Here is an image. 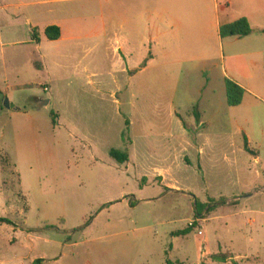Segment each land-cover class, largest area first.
Wrapping results in <instances>:
<instances>
[{"label":"rangeland","instance_id":"rangeland-1","mask_svg":"<svg viewBox=\"0 0 264 264\" xmlns=\"http://www.w3.org/2000/svg\"><path fill=\"white\" fill-rule=\"evenodd\" d=\"M106 2L62 8L78 16V79L35 68L21 19L0 45V264H264V71L235 80L247 93L229 107L227 77L181 66L168 32L154 46L146 31L127 64L106 45ZM50 76L59 101L39 108Z\"/></svg>","mask_w":264,"mask_h":264},{"label":"crops","instance_id":"crops-1","mask_svg":"<svg viewBox=\"0 0 264 264\" xmlns=\"http://www.w3.org/2000/svg\"><path fill=\"white\" fill-rule=\"evenodd\" d=\"M73 1L37 0L32 4L38 3L40 7L30 12L13 9L10 4L0 0V45H5L8 35H17L20 19L30 27L31 34L36 30V25L46 23L43 24V33L36 30L37 40L32 35L27 53L30 61L39 69H43L44 64L47 71L48 64H51V68L55 67L58 72L57 76L55 70L53 73L58 80L68 77L78 79V16H70L69 12L62 10L68 8L67 3ZM50 4L61 6L56 17L52 16L55 12L49 7ZM106 18L108 50L113 56L123 57L127 64L136 52L133 47L143 43L146 40L144 33L149 31L154 33L149 38L154 46L160 45L162 37L168 33L175 37L182 47L176 54L177 62L189 70L200 71L209 76L219 68L220 73L227 77L225 80H234L233 82L240 78L256 79L257 72L264 71V33L261 32L264 29V0H107ZM241 18L248 20L252 29L250 35L244 38L220 36L222 25ZM49 26L60 28L59 39L51 41L46 37L45 29ZM144 57L147 59V56ZM155 57L150 51V61H154ZM134 70L132 68L129 72ZM50 79L51 84L42 87H48L51 97L35 98L41 102L48 99V105L59 101L56 91L59 84L51 76ZM236 84L239 85V82ZM239 86L246 89L243 84ZM202 112L206 115V111ZM204 115L200 112L196 114L198 124L203 127L209 123L204 120ZM60 118L57 114V120ZM194 120L196 124L195 117ZM191 125L183 122V132L187 133V127ZM246 139L248 141L247 137ZM252 155L259 162L257 154ZM261 190L264 191V187L258 192Z\"/></svg>","mask_w":264,"mask_h":264},{"label":"trees","instance_id":"trees-1","mask_svg":"<svg viewBox=\"0 0 264 264\" xmlns=\"http://www.w3.org/2000/svg\"><path fill=\"white\" fill-rule=\"evenodd\" d=\"M261 32L264 33V29ZM251 33H252V29L246 18H241L233 23L222 25L220 27V36L222 38H226V37L244 38L250 35ZM32 35L34 37V40L38 39L36 30H33ZM45 35L51 41L57 40L61 36L60 28L57 26H49L45 29ZM225 85H226V96H227L228 106L229 107L239 106L242 103L245 90L242 87H240L238 84H236L235 82L229 79L225 80ZM53 123H56L54 119H53ZM244 141H245V150L253 154V151H251V149L248 146V141L246 137ZM110 155L113 159H115L120 163H125L129 161V156L127 153H123L116 149H112L110 151ZM195 204H196L195 205L196 208L203 206L199 201H196ZM0 224H11V221L6 218L0 217ZM190 231H191L190 228H187L183 231L178 232L177 236L187 235L189 234ZM35 263H38V261Z\"/></svg>","mask_w":264,"mask_h":264},{"label":"water","instance_id":"water-1","mask_svg":"<svg viewBox=\"0 0 264 264\" xmlns=\"http://www.w3.org/2000/svg\"><path fill=\"white\" fill-rule=\"evenodd\" d=\"M49 104V100H43L40 104H39V108H42L44 106H47ZM4 107L9 109V108H14L13 105L10 104L9 100L6 98L4 99Z\"/></svg>","mask_w":264,"mask_h":264},{"label":"built area","instance_id":"built-area-1","mask_svg":"<svg viewBox=\"0 0 264 264\" xmlns=\"http://www.w3.org/2000/svg\"><path fill=\"white\" fill-rule=\"evenodd\" d=\"M48 90H49V89H48V87H46V86L43 88V91H44V92H48Z\"/></svg>","mask_w":264,"mask_h":264}]
</instances>
